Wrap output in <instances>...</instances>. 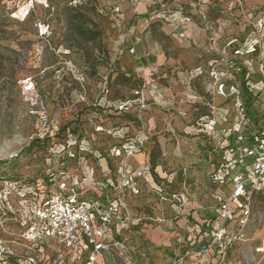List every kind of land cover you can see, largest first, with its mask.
I'll use <instances>...</instances> for the list:
<instances>
[{
  "label": "rangeland",
  "instance_id": "obj_1",
  "mask_svg": "<svg viewBox=\"0 0 264 264\" xmlns=\"http://www.w3.org/2000/svg\"><path fill=\"white\" fill-rule=\"evenodd\" d=\"M185 1L191 13H206L213 31L198 24L203 39L184 46L191 55L185 64L187 105H153L140 70L121 68L119 57L110 54L112 0H0V201L5 197L4 179L21 180L22 185L25 179L41 181L45 151L61 140L67 123L84 134L97 168L94 155L105 157L120 140L93 131L92 105H138L140 92L146 99L142 121L150 138L142 152L146 159L136 158L146 162L132 159L133 169L142 176L141 194L127 204L129 257L138 264H199L194 255L198 231L216 205L209 173L224 135L233 127L235 105L249 103L247 81L262 79L264 0ZM80 30L97 39L86 40ZM160 40L168 56L182 52L168 50L171 36L164 34ZM251 44L257 48L253 55L247 53ZM163 68L170 75L176 71L174 64ZM119 72L132 77L131 83L116 82ZM259 102L264 104V93ZM227 111L231 116L223 121ZM206 117L217 122L211 135L203 131ZM134 119L128 113L102 118L111 127H130L131 134L140 126ZM48 163L55 166L54 160ZM101 165L105 170L106 162ZM102 174L97 171L98 177ZM246 233L248 241L232 253L203 261L264 264V201L254 203ZM0 236H5L1 228ZM187 252L191 256L186 258ZM107 260L128 264L114 253Z\"/></svg>",
  "mask_w": 264,
  "mask_h": 264
},
{
  "label": "built area",
  "instance_id": "obj_2",
  "mask_svg": "<svg viewBox=\"0 0 264 264\" xmlns=\"http://www.w3.org/2000/svg\"><path fill=\"white\" fill-rule=\"evenodd\" d=\"M148 8L151 21L169 23L181 38L198 24L206 32L213 31L206 13H191L185 0H149ZM249 46L247 53L255 54L257 48ZM260 72V82L249 79L245 86L252 95V105H235L233 127L224 135V145L209 173L216 189V205L198 231L194 255L199 264H206V256H226L247 242L246 227L253 205L264 201V104L259 102L264 93V53ZM138 95V105H92L95 116L89 118V124L93 131L120 140L105 157L94 155L97 168L91 162L92 149L82 140L84 134L74 133L51 149L56 174L47 194L26 182H4L0 228L5 236H0V264H108V255L113 253L128 264H138L129 257L126 246L131 223L127 204L131 197L141 194L142 176L130 160L144 151L150 138L142 121L146 99L142 93ZM127 113L140 124L136 133L131 134L130 127L105 125L102 120ZM222 116L227 121L231 114L227 111ZM206 118L203 131L211 135L217 122ZM102 161L106 162L105 170ZM97 171L103 172L102 176L98 177ZM12 194L13 200L8 197ZM189 256L187 252L186 258Z\"/></svg>",
  "mask_w": 264,
  "mask_h": 264
},
{
  "label": "crops",
  "instance_id": "obj_3",
  "mask_svg": "<svg viewBox=\"0 0 264 264\" xmlns=\"http://www.w3.org/2000/svg\"><path fill=\"white\" fill-rule=\"evenodd\" d=\"M148 1L112 0L111 22L108 23L112 36L110 54L119 57L121 68L140 70V76L147 81L148 95L153 105H187L185 95L188 93L189 71L185 64L190 61L191 55L184 46L198 44L203 39L202 34L197 28H190L187 37L183 39L169 23L163 20L151 21ZM116 8H119V13H115ZM164 34L172 39L168 50L173 52L182 48L181 53L173 52L168 56L160 40ZM167 64L175 66L176 71L171 75L163 68ZM139 156L146 159L144 153L132 159L145 163V159L142 162L136 160ZM132 159L130 163L134 166ZM145 169L150 170V166Z\"/></svg>",
  "mask_w": 264,
  "mask_h": 264
},
{
  "label": "trees",
  "instance_id": "obj_4",
  "mask_svg": "<svg viewBox=\"0 0 264 264\" xmlns=\"http://www.w3.org/2000/svg\"><path fill=\"white\" fill-rule=\"evenodd\" d=\"M79 35L83 38H85L88 41H94L97 39V35H91L88 31H84V30H80L79 31ZM115 81L121 84H129L132 81V77H127L125 74L123 73H117V77L115 78ZM246 93L249 95L250 99H249V103H247L248 105H252V95L249 94V92L247 90H245ZM62 132V137L61 139H66V137L70 134H74L77 133L76 129H73L72 127H70V123H67V125H65L63 128H61ZM61 141H54L51 146H49L47 148V150L45 151V154L47 155L45 161H46V165L44 167V171H43V177L41 179L40 182L35 183L34 181H29L28 179H25V182L31 185H36L37 188H39V191L42 193H48L50 191V183L53 179V177L55 176V171L54 169V165L51 163H48L49 160H53L52 156H51V149L55 148ZM36 143H34L33 146H35ZM3 181H13V182H21V180H12V179H4Z\"/></svg>",
  "mask_w": 264,
  "mask_h": 264
}]
</instances>
